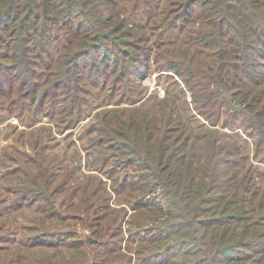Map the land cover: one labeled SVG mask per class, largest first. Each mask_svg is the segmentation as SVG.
<instances>
[{
    "label": "trees",
    "instance_id": "obj_1",
    "mask_svg": "<svg viewBox=\"0 0 264 264\" xmlns=\"http://www.w3.org/2000/svg\"><path fill=\"white\" fill-rule=\"evenodd\" d=\"M0 41L10 114L12 96L33 94L71 125L92 116L84 86L113 80L129 107L98 114L86 148L130 171L113 206L97 177L59 179L64 158L39 143L33 158L13 150L24 159L0 161V264H264V0H0ZM153 67L173 80L163 97L142 83ZM72 218L97 242L63 239L54 222ZM124 222L135 231L115 240Z\"/></svg>",
    "mask_w": 264,
    "mask_h": 264
},
{
    "label": "rangeland",
    "instance_id": "obj_2",
    "mask_svg": "<svg viewBox=\"0 0 264 264\" xmlns=\"http://www.w3.org/2000/svg\"><path fill=\"white\" fill-rule=\"evenodd\" d=\"M1 44L2 41H0V47ZM2 52L3 51H0V54ZM0 63L9 64V61L0 58ZM155 69V67L152 68L151 74L148 76V78L143 79L142 83L149 89V94L150 92L156 90V93H158L160 97H163L166 93L165 87L169 85L172 86L173 80L163 77L165 75L160 74L158 70ZM10 72V70L0 71V82L3 83L4 89L6 90L9 89V83L7 82V79L12 77V73ZM93 74L98 73L94 71L92 72V75ZM98 75H100V73ZM98 75H93L92 79H95L96 77L99 78ZM103 79L104 76H102L101 79L99 78V83H102ZM179 82L182 84L181 81ZM14 83L16 84L14 94H16L17 90H19L17 88H19L18 85L20 82L18 80H14ZM113 85H115V83L113 80H111L106 92L101 91L99 88H94L91 84L85 85L84 88L86 92L81 93L80 96L84 98L86 97L88 103L86 106L82 105L81 109L91 113L92 116L87 118L84 115L81 117L80 122H75L71 125L67 124L66 122L60 123V116L59 118H52L50 116V114L53 112V105L51 102H47L46 105L42 102L39 107L31 104L33 94L29 97V99H26V96L20 97V94L12 96V99L15 100L16 104L12 105L14 113L10 114V111L7 109L9 107L8 104L11 101V98L8 96L10 91L8 90V94L0 93V95L5 97L3 99V97L0 96V100L7 99L5 100L6 103L0 101V161L3 159L6 161L7 165L17 166L16 162H21L24 158H22L20 154L13 150L18 148L21 153L33 158L36 156V152L32 145L39 143L40 147H46L44 157H51L53 164L58 165L57 163L60 162L59 160L64 158L62 160V164L66 168H69V170L67 171L64 169L63 172H60L61 174L59 175L61 176L59 179H63L68 172L74 170L77 172H75L74 175L76 174V176L80 177L81 179L86 175H92L106 184L110 195H112L110 190L115 186L113 179L121 177L130 171H128L127 166H124L121 163L122 159L116 161V163H118L120 166H117L115 172L111 170L109 171L108 169L106 170L105 167L96 164L91 156V153L98 154L100 148H91V150H89L86 147L91 144V142L87 144L90 140V137L88 136V130L93 126L98 114L102 113L101 116H103L107 109L110 111L123 107H129L128 104H122L124 101H126V98L122 94L121 90H113ZM28 87H30V83H27L26 86H22L20 90L25 91V88ZM189 100L191 101V99ZM108 103L112 104L107 105ZM94 137H96V134H94ZM7 150H9L8 158H4V154ZM109 152L111 153V151ZM57 156L60 158L59 160H57ZM73 157L76 159H73ZM79 161L81 162L79 163ZM43 163H46V167L49 166L47 162ZM80 164L82 169H79L80 171H78L76 167ZM112 176L113 178L111 179L110 177ZM112 197V203L115 202L116 199L118 201L120 197L124 198V196L118 197L116 194H114V192ZM113 206L117 205L113 203ZM120 207H123V205ZM124 208L128 209V213L131 214L129 207ZM128 218L129 215L126 218V221ZM127 223L128 222H124L122 225L123 229L116 232L118 236L114 238L115 240L122 238V236H125V240H127L129 237L126 235V232L129 228L132 229V231H135V228L128 225ZM54 226L55 229H64L66 231L67 236L63 237V239H66L67 241H73V239L78 241L83 240L87 244L86 234H89L93 239L96 237V234H94L90 228H85L80 220H75L74 218L69 219L67 222H54ZM110 231L111 230L107 231L108 235ZM26 233L27 232H25V234ZM29 234L32 233L29 232ZM127 234L129 233L127 232ZM69 237H73V239L70 240ZM0 239H2L1 233ZM109 240H113V238H110ZM124 241H122V243L125 245L126 242ZM76 243L80 244L79 242ZM0 247L3 250L5 248L3 254L7 255L9 252V249L7 248H10V246H6V243L0 240ZM62 249L63 248H61V250Z\"/></svg>",
    "mask_w": 264,
    "mask_h": 264
},
{
    "label": "water",
    "instance_id": "obj_3",
    "mask_svg": "<svg viewBox=\"0 0 264 264\" xmlns=\"http://www.w3.org/2000/svg\"><path fill=\"white\" fill-rule=\"evenodd\" d=\"M86 240H87L89 243H95V242H97V240L91 238L89 234H86Z\"/></svg>",
    "mask_w": 264,
    "mask_h": 264
}]
</instances>
